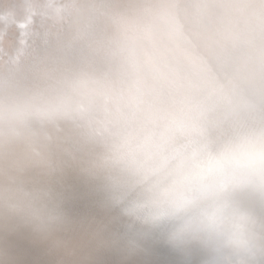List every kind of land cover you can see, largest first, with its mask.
<instances>
[{
    "label": "water",
    "instance_id": "water-1",
    "mask_svg": "<svg viewBox=\"0 0 264 264\" xmlns=\"http://www.w3.org/2000/svg\"><path fill=\"white\" fill-rule=\"evenodd\" d=\"M184 2L189 34L172 0L156 18L159 49L126 40L115 46L127 49L118 60L113 49L98 53L102 43L90 51L82 42L64 64L69 73L55 72L60 81H22L20 55L7 61L0 93L15 95L6 105L30 107L0 122V138L13 129L25 140L19 153L0 151V264H214L207 248L169 246L163 229L125 213L181 153L264 128V48L251 49L264 37V0H238V27L218 22L225 33L213 28L209 36L200 14L206 0ZM60 38L39 47L46 61L51 51L54 59L67 51ZM83 58L86 76L71 66L80 70ZM242 198L259 222L243 264H264V196ZM237 261L224 257L221 264Z\"/></svg>",
    "mask_w": 264,
    "mask_h": 264
},
{
    "label": "clouds",
    "instance_id": "clouds-1",
    "mask_svg": "<svg viewBox=\"0 0 264 264\" xmlns=\"http://www.w3.org/2000/svg\"><path fill=\"white\" fill-rule=\"evenodd\" d=\"M29 107L0 105V122L29 114ZM244 193L264 196V128L181 153L163 179L133 200L125 213L163 229L169 246L199 244L212 253L214 264L233 256L243 264L256 245L259 223Z\"/></svg>",
    "mask_w": 264,
    "mask_h": 264
},
{
    "label": "rangeland",
    "instance_id": "rangeland-1",
    "mask_svg": "<svg viewBox=\"0 0 264 264\" xmlns=\"http://www.w3.org/2000/svg\"><path fill=\"white\" fill-rule=\"evenodd\" d=\"M35 1H39V0H0V40H1V38H2V40L0 41V47H2V49L0 48V58H1V60H0V74H3V73H5L6 72V65L8 64V59L10 60L11 59V57L9 58V54H13L12 55V57L15 55V53H16V56H18L17 54H20V56H19V60L21 61V63L23 64H21V63H19V64H17L18 66H17V69H19V70H17L16 69V74H18V72H19V77L21 78V80H23V81H26V80H28V79H30V80H33V79H38V75L37 74H35V72L36 71H38L39 70V68H40V66H41V62L43 61V59H40V60H38L39 58L37 57V60L39 61H36V60H34V59H36V52L37 53H42L43 51L41 50V51H38V48L40 47V45H41V43L40 44H37V41L39 40L38 38H40L39 36V34H41V36L43 37L42 39H41V41L40 42H43L44 40L46 41H49V45H50V43H51V47H53L52 46V44L54 45V43H56L55 42V39H57V38H59L62 34H63V36L65 35V34H67L68 33V37L71 35V37H67L68 38V40H70V41H68L67 42V38L65 39V37L66 36H64V39L65 40H62V38H60L61 39V41H65L66 42V44H65V46L66 47H69V52H68V50L66 51V52H64V53H62V56H66V59H65V57H64V59H62L61 58V56H58L57 58H59L58 60H61L59 63L60 64H65V63H68V62H70L71 60H73V59H75V58H72V57H74V56H71V54H74V53H76V54H78V51H79V49H77L78 48V45L79 44H81V42H86V44H88V46H90L92 43H94L93 41L95 40V42L97 43H94V45L96 46V45H98V44H101V43H103L102 45H103V47L104 48H106L105 50L106 51H108V50H111V49H113L114 50V53H116V56H117V59L118 60H120V58H119V55L121 56V55H127L124 51L126 50V52H127V49H123V50H121V49H117L115 46H117V44H118V41H119V44L120 43H122V41L124 42V40L126 41V40H129L128 42L130 43V44H132V41H133V43H138V42H142V44L143 43H147V45L149 44V45H152L155 49H159V43L156 41V39H157V37L160 35L159 34V30H160V28L162 27L161 26V22L159 21V20H156V18L158 17V16H160L163 12H164V10H162V9H167V5L166 4H164V0H155V2H154V6L152 7V2L151 1H149V0H113V2H112V0L111 1H109V2H111V3H109L108 2V0H70L71 2H69L68 0H48V3H47V1L46 0H40V2H42V4L41 5H43L42 7L40 6V7H36L35 6V8H34V5H33V3L35 2ZM56 1V2H55ZM63 1V2H62ZM65 1V2H64ZM123 1H124V3H125V1H126V4H124L123 3ZM127 1H128V3H127ZM162 1V2H161ZM170 1H172V0H170ZM181 1H183V0H176V3H171L170 5H171V7L172 8H174L175 9V4H177L178 3V5L176 6V10H177V12H178V14L180 13L181 15H182V17L184 18V21L185 22H183L184 24H182V27H183V29H184V32L186 33V34H189V32H188V29L186 30V25H187V23H189V19H188V17H187V14L186 13H184V11H182L183 10V8H184V5L186 6L187 5V3L186 2H184V4L183 5H180L179 4V2H181ZM185 1H187V0H185ZM212 1V2H211ZM219 1V0H218ZM218 1L217 0H209V2H208V4L206 3L205 5H202V8L200 9V14L202 13L203 14V19H202V22L204 23V25H207V20L206 19H208L209 20V22H210V26H209V32L207 33V36H209L210 35V33H211V31H212V29L213 28H215L216 29V31L217 32H220L221 33V35L223 34V33H225V32H223V30L221 29V28H218V26L219 25H217V23L218 22H221V25H222V27H223V25L225 24L227 27H232V26H234L233 25V23L235 22L236 23V21H237V19L239 18V16H240V12L241 11H239V7H238V0H236V5L233 3V2H235L234 0H230V2H229V0L227 1L228 2V4H227V2H226V4H223V3H225V1L224 0H221V2L219 1V3H218ZM231 1H232V3H231ZM47 3V5L48 4H50V5H48V6H46V3ZM50 2V3H49ZM68 2V3H67ZM93 2V3H92ZM105 2V3H104ZM53 3V4H52ZM61 3V4H60ZM115 3H119V5H117V4H115ZM120 3H123L122 4V6H121V4ZM148 3V6H149V4H150V12H152V10H153V14L152 13H150L149 12V7H148V9L145 7V5ZM163 3V4H162ZM211 3V4H210ZM229 3H231L230 5H229ZM62 5V4H64L63 6H58V5ZM70 4V5H69ZM108 4V5H107ZM110 4H114V6L112 5V6H110ZM168 4V3H167ZM216 4V5H215ZM220 4V5H219ZM25 5V6H24ZM63 7V8H60V9H62L61 11L60 10H58L59 8L57 7ZM67 5V7L68 8H66L65 6ZM70 7H69V6ZM72 5V6H71ZM106 6V8L104 9V7ZM119 6V7H117V6ZM129 5H130V7H129ZM133 5V7H131ZM56 6V7H55ZM82 6H84L85 7V9H87V11L88 10H90L91 12H93V11H95L94 10V8L95 9H98L99 7H100V9H98V10H96L95 12H93L94 14H93V16L91 15L92 13L90 12V11H88V13L90 14V15H88V13H87V11L86 10H83V8L84 7H82ZM142 7V6H144L143 7V10L142 9H140V7ZM208 6V7H207ZM212 6V7H211ZM50 7L52 8V9H50ZM82 9H81V8ZM94 7V8H93ZM109 7V8H108ZM118 8L119 9V11L118 12H116L117 11V9H115V8ZM139 7V9L137 10L136 8H138ZM218 7L220 8V9H218ZM28 8V9H27ZM50 9V11H48L49 9ZM56 8V9H55ZM66 8V9H65ZM102 8H103V10H102ZM133 8V9H132ZM145 8V9H144ZM153 8V9H152ZM223 8H225V9H223ZM65 9V11L67 10V9H69V11L71 12H69L68 10V12L69 13H67V15L69 14L70 16L72 15V17L70 18V16H67L66 15V13H65V11H64V14H62L63 12V10ZM106 9H108V12H107V10ZM110 9V10H109ZM112 9V10H111ZM130 9V10H129ZM137 11H136V10ZM147 9V10H146ZM209 9V10H208ZM233 9H236L235 10V12L233 11ZM10 10V11H9ZM11 10H12V12H11ZM40 10V11H39ZM43 10H44V12H43ZM81 10H83V11H81ZM93 10V11H92ZM102 10V11H101ZM104 10H106L105 11V13L104 14H102L103 12H104ZM115 10V11H114ZM128 11V12H125L126 14H127V16H126V14L125 13H122L123 11ZM131 10H134V11H136L137 13L133 16V14L135 13L134 11L132 12ZM142 10V11H141ZM240 10H241V8H240ZM29 11H31V13L29 12ZM48 13H47V12ZM57 11V12H56ZM84 11H86L85 12V14H84ZM99 13H98V12ZM111 11H112V14H111ZM139 11H141L142 13L140 14V12ZM144 11H146V12H144ZM221 11V12H220ZM231 11H233V13L231 12ZM15 12V13H14ZM36 12V13H35ZM40 14V16H39V14ZM56 12V13H55ZM59 12H60V14H59ZM78 12V13H77ZM79 12H82V13H79ZM121 12V13H120ZM132 12V13H131ZM139 12V13H138ZM223 12H226V13H224V14H229V15H223ZM229 12H231V13H229ZM12 13H13V16H12ZM34 13V14H33ZM42 13H46L45 15L44 14H42ZM86 13H87V15H86ZM99 14L98 16L96 15V14ZM101 13V14H100ZM116 13V14H115ZM131 13V14H130ZM143 13H145V16L147 15V18H152V19H150V21L149 22H151V23H148V25H146V24H144L145 25V27L143 26V28H142V30H140V31H138L139 30V27H136V26H138L139 24H140V22H139V20H138V18H141L142 19V17L144 16V14ZM213 13V14H212ZM237 13V14H236ZM238 13H239V15H238ZM54 14H55V16H54ZM62 14V16H60ZM73 14H74V16H73ZM111 14V16H109ZM120 16H122V17H120ZM122 14V15H121ZM138 14H140L141 16L140 17H137V15ZM143 14V15H142ZM149 14H150V16H149ZM233 14H235L237 17V19H235V16L233 15ZM11 15V16H10ZM41 15H42V17H41ZM49 15V16H48ZM58 15H59V18H58ZM65 15V18L63 17ZM78 15H80L81 17H83V15H84V17L83 18H86L87 16L88 17H90V18H88L87 17V20L89 21V22H92L93 20L92 19H94V17H95V15L97 16V17H95L96 18V22H97V19L99 18L100 19V15H101V17H103V18H101L99 21L100 22H107V23H104V25H106V26H108V25H110L109 23H111V25L110 26H112L110 29L108 28V27H106L105 26V28L107 29H105V28H103L104 27V25L102 24L101 25V23H96L95 24V20H94V22H92V23H94V24H92V23H85L84 21H87V20H81L79 17H78ZM86 15V16H85ZM118 15V16H117ZM151 15H152V17H151ZM241 15H243V13H241ZM10 16V17H9ZM29 16V17H28ZM34 16V17H33ZM75 16H77V18H75ZM108 17V18H105V17ZM136 16V19H134L133 17H135ZM139 16V15H138ZM144 16V17H145ZM232 16V17H231ZM49 17H51V18H49ZM54 17L56 18V19H54ZM61 17V18H60ZM68 17V18H67ZM73 17H74V19H73ZM115 17H117V18H115ZM125 17H126V19L128 20V22H131L132 23V21H133V23L134 24H132L133 26L135 25V22L137 21V24L138 25H135V28H136V30H135V28H132V29H129L130 27H125L124 25H122V22L123 21H127V20H125ZM133 18V19H131V18ZM143 17V18H144ZM224 17H226L227 18V20L224 18ZM11 18V19H10ZM25 19V21H24V19ZM28 18H30L29 19V22L30 23H27L28 22ZM32 18V19H31ZM34 18V19H33ZM44 18V19H43ZM45 18H46V20H45ZM92 18V19H91ZM105 18V19H104ZM232 18V19H231ZM234 18V19H233ZM39 19V20H38ZM40 19H42V20H40ZM61 19H63V21L61 20ZM65 19V20H64ZM71 21H70V20ZM75 19H77V20H75ZM80 19V20H79ZM89 19H91V20H89ZM104 19V20H103ZM107 19V20H106ZM124 19V20H123ZM130 19H131V21H130ZM233 20L232 22H230L231 20ZM23 20V21H22ZM35 20V21H34ZM50 20V21H49ZM55 20V21H54ZM103 20V21H102ZM110 20V21H109ZM136 20V21H135ZM156 20V21H155ZM205 20V21H204ZM230 20V21H229ZM9 21V23H7V22ZM40 21V22H39ZM44 21L46 22L45 24H43L44 23ZM50 22V24H49V22ZM53 21V22H52ZM71 22L70 24H69V22ZM73 21H74V23H73ZM120 21H122V22H120ZM135 21V22H134ZM142 21V20H141ZM18 22H20V23H18ZM23 22V23H22ZM33 22V23H32ZM41 22H42V24H41ZM66 22V24H64ZM77 22L79 23V22H81L80 24H77ZM228 22V23H227ZM7 25H6V24ZM13 24V25H11V24ZM25 24V29H22V31L20 30L19 31V28H17V25H19V24ZM32 23V24H31ZM36 23V24H35ZM49 25H48V24ZM61 23H63V24H61ZM75 25V23H76V25H75V31L74 30H72L73 28H74V25ZM158 23H161V24H159L158 25ZM8 24H10L11 25V27L8 25ZM29 24V25H28ZM38 24V26H36ZM54 24V25H53ZM60 24V25H59ZM84 24V25H83ZM86 24V25H85ZM87 24H88V26H87ZM93 26H91V25ZM99 24V25H98ZM149 24H151V26L153 27V28H151V26L149 25ZM229 24V25H228ZM31 25V28L29 27ZM41 26V28H40V26ZM47 25V26H46ZM64 25V26H63ZM77 25H79L80 27H78ZM100 25L102 26L101 27V29H100ZM120 25V26H119ZM154 25V26H153ZM217 25V26H216ZM7 26V27H6ZM9 26V27H8ZM63 28V29H65L64 31H63V29L61 28V27ZM81 26H83V27H81ZM122 26H124V27H122ZM156 26V27H155ZM237 26V25H236ZM45 27H46V30H45ZM49 27H50V29L51 30H53V31H51L50 30V32H49ZM51 27H53V28H51ZM72 27V28H71ZM89 27V28H88ZM91 27V28H90ZM119 27V28H118ZM220 27V26H219ZM227 27H225V28H227ZM235 27V26H234ZM3 28H5L4 30H3ZM9 29V31H8V29ZM27 28V29H26ZM61 30H60V29ZM67 28V29H66ZM79 28V29H78ZM84 28H87L90 32H91V34L94 36V34H96V33H98V35L97 36H94V37H96V38H92V36H91V34H90V36H91V38H90V40H89V35H88V33H89V31H87V29H84ZM92 28H93V30H92ZM97 28H99V30L100 31H102V33H103V35H104V31L106 30V32L108 33V32H110V33H105L107 36H103V37H101V39H99V37H100V35H99V33H101ZM122 28H123V30L124 29H126V30H122ZM140 28V29H141ZM12 29V30H11ZM29 29V30H28ZM31 29V30H30ZM38 29V30H37ZM57 29H58V31H57ZM94 29H96V31L94 30ZM102 29H105V30H102ZM115 29H117V30H115ZM128 29V30H127ZM16 30H18V31H16ZM26 30H27V32H26ZM48 30V31H47ZM71 32H70V31ZM80 30V31H79ZM82 30H83V34H82ZM98 30V31H97ZM115 30V31H114ZM153 30H157L156 32L158 33V35H156V34H152V31ZM1 31H3V32H1ZM15 31V32H14ZM30 31V32H29ZM32 31V32H31ZM35 31V32H34ZM60 31V32H59ZM63 33H62V32ZM76 31H79V32H77V34H75L76 33ZM95 31V32H94ZM118 31H119V33H118ZM131 31V32H130ZM134 31V32H133ZM138 31V32H137ZM4 32H6V33H4ZM11 32V33H10ZM33 32H34V34H33ZM54 32V33H53ZM73 32V33H72ZM85 32V33H84ZM86 32H88L87 33V36H89L88 38H87V40L86 41H83L84 40V38L83 37H81V39H82V41H81V39H80V36L81 35H85L86 36ZM93 32V33H92ZM123 32V33H122ZM129 34H128V33ZM3 33V34H2ZM13 33V34H12ZM14 33H16V36H15V34ZM18 33H20L21 35H19ZM25 33H27V36H26V34ZM37 35H36V34ZM44 33V34H43ZM47 33H51V35H48ZM57 33V34H56ZM61 33V35H59ZM71 33V34H70ZM127 33V34H126ZM18 34V35H17ZM55 34V35H54ZM70 34V35H69ZM80 34V35H79ZM114 34V35H113ZM115 34H120V36L121 37H119V35H118V37H117V35H115ZM3 35H4V37H3ZM7 37H6V36ZM28 38V39H26L25 38V36ZM31 35L33 36L32 38H31ZM39 35V36H38ZM52 35L54 36V37H52ZM75 35V36H74ZM79 37V38H76L77 36ZM123 35V36H122ZM127 35V36H126ZM21 36H24V37H21ZM35 36L37 37V39L35 38ZM44 36H45V39H44ZM76 38V39H74L73 40V38L74 37ZM102 36V35H101ZM110 36V37H109ZM112 36V37H111ZM125 36V37H124ZM136 36V37H135ZM148 36V37H147ZM156 38H154V37ZM160 36H162V35H160ZM18 37L20 38V39H18ZM30 37V38H29ZM48 39H47V38ZM73 37V38H72ZM106 37V38H105ZM190 37V36H189ZM5 40H4V39ZM7 38H9V39H7ZM21 38H23V40H21ZM33 38H34V40H33ZM97 38H98V40H97ZM104 38V39H103ZM120 38H121V40H120ZM123 38V39H122ZM125 38V39H124ZM133 38V39H132ZM259 39H257L256 41H255V43L257 44V46L255 45V43H254V45H255V47H253V46H251V49H252V51H258V52H261L262 51V49L264 48V37H262V36H259L258 37ZM7 39V40H6ZM24 39H26V40H24ZM30 39V40H29ZM77 39H80V41L79 40H77ZM117 39H118V41H117ZM19 42H18V41ZM27 40H28V42H27ZM35 40H37V41H35ZM50 40H52V41H50ZM53 40H54V42H53ZM73 40V41H72ZM76 40V41H75ZM93 40V41H92ZM97 40V41H96ZM106 42H105V41ZM259 40V41H258ZM263 40V41H262ZM11 41V42H10ZM16 41V42H15ZM45 41L42 43V46L44 45V43H45ZM91 41V42H90ZM100 43H99V42ZM145 41V42H144ZM26 43V44H24V43ZM35 42V43H34ZM70 42H71V44H73L72 46L70 45ZM74 42H76V43H74ZM78 42V43H77ZM13 45H12V44ZM38 43H39V41H38ZM145 43V44H146ZM261 43V44H260ZM70 46H69V45ZM75 44H76V46H75ZM78 44V45H77ZM118 44V45H119ZM8 45H11L10 46V48L8 49ZM24 45H26L27 47H25ZM33 47H32V46ZM94 45H92V46H94ZM148 45V46H149ZM13 46H14V48H13ZM20 46H23V48L24 49H22V47H20ZM39 46V47H38ZM92 46H90V47H92ZM38 47V48H37ZM71 47V48H70ZM113 47V48H112ZM19 48V49H18ZM21 48V49H20ZM30 48V49H29ZM37 48V49H36ZM43 48V47H42ZM72 48H73V50H72ZM76 48V49H75ZM102 48V47H101ZM100 48V49H101ZM108 48H110V49H108ZM255 48V49H254ZM29 49V50H28ZM67 49V48H66ZM72 51H71V50ZM108 49V50H107ZM12 50V51H11ZM13 50L15 51V50H17V51H15L14 53H13ZM20 50V51H19ZM23 50H25V52L23 51ZM29 52H27V51ZM47 50V49H46ZM45 50V51H46ZM76 50V51H75ZM78 50V51H77ZM97 51L99 50V49H96ZM9 51H11V52H9ZM43 52L42 54L44 55V59H45V57H47V51L46 52ZM100 51V50H99ZM2 52V53H1ZM201 52H202V50H201ZM22 53H24V54H22ZM34 53H35V56H34ZM45 53V54H44ZM122 53H125V54H122ZM203 53V52H202ZM5 54V55H4ZM28 56H27V55ZM64 54V55H63ZM75 54V55H76ZM3 55V56H2ZM8 55V56H7ZM23 55V56H22ZM29 55L31 56L32 55V57L30 58L29 57ZM46 55V56H45ZM71 56V57H68V56ZM7 56V58H5ZM26 56V57H25ZM51 56V55H50ZM22 57H23V59H22ZM25 57V58H24ZM27 58V59H26ZM33 58V59H32ZM50 58V61H47V62H45L44 64L45 65H43L44 67H46L48 64H49V62H52V64L53 65H48L47 67L48 68H53V67H56L58 64L56 63V59H55V61H54V58L51 56V57H49ZM61 58V59H60ZM69 58V59H68ZM72 58V59H71ZM30 59V60H29ZM32 59V60H31ZM51 59H53L52 61H51ZM71 59V60H70ZM98 59V57H96L95 55L90 59L91 61L92 60H97ZM7 60V61H6ZM18 60V61H19ZM46 60V59H45ZM62 60L64 61L63 63H62ZM67 60H68V62H67ZM24 63H23V62ZM28 61V62H27ZM32 61H33V63H35V64H33L32 63ZM7 62V63H6ZM77 62V61H76ZM32 64L33 65V67H32V65L30 66V65H27V64ZM25 64V65H24ZM39 64V65H38ZM4 65V66H3ZM20 65H22V67L20 68ZM27 65V66H26ZM28 66L30 67V68H28ZM232 66V65H231ZM27 69V71H25V68ZM57 67H59V65L57 66ZM56 67V69L55 70H53V73L55 74V72L57 71L58 72V70H60V68L58 69ZM2 68H3V70H2ZM5 68V69H4ZM24 68V69H23ZM36 68V69H35ZM20 69H22V72H26L27 74L30 72V69H32L31 70V72L28 74V76H27V74H23L21 71H20ZM29 69V70H28ZM33 69L35 70V72L33 71ZM58 69V70H57ZM200 71H203V70H205V69H199ZM3 71H5V72H3ZM11 71H12V69H11ZM55 71V72H54ZM52 72V71H51ZM56 72V73H57ZM7 73V72H6ZM21 73V74H20ZM23 74V75H22ZM36 75H37V77H36ZM56 75V74H55ZM23 76H25V77H23ZM26 76H27V78L28 79H26ZM36 78H35V77ZM32 77V78H31ZM34 77V78H33ZM25 78V79H24ZM43 78V77H42ZM33 88H36V87H33ZM37 89V88H36ZM9 93H8V92ZM4 94H5V97H4ZM9 95V96H7V95ZM1 96V98H0V101H2V102H0V105H6V104H4V102L6 103H8L9 102V100H13L15 97H14V95L13 94H11V90L10 89H8V90H6V93H4V92H2L1 94H0ZM2 95H3V97H2ZM7 96V97H6ZM2 103V104H1ZM9 133V134H8ZM7 134H5V136H6V138L4 137V140L2 139L3 138V136H2V138H0V151H3V149H8V152H13V149H16V148H19V152H21V150L24 148V143H25V141L23 140V138L18 134V135H15L14 136V132H13V129L11 130V131H9ZM9 136V137H8ZM19 138V140H17ZM20 138H21V140H20ZM8 139V140H7ZM17 140V141H16ZM14 141L16 142V143H14ZM28 147L26 146V149H27ZM10 150V151H9ZM19 152H17V153H19Z\"/></svg>",
    "mask_w": 264,
    "mask_h": 264
},
{
    "label": "bare ground",
    "instance_id": "bare-ground-1",
    "mask_svg": "<svg viewBox=\"0 0 264 264\" xmlns=\"http://www.w3.org/2000/svg\"><path fill=\"white\" fill-rule=\"evenodd\" d=\"M46 1H47V3H48V0H46ZM68 1L71 2L70 0H68ZM109 1H111V0H108V2H109ZM149 1L152 2L151 4H152V7H153V6H154V2H155V0H149ZM213 1H214V0H213ZM217 1H218V0H217ZM219 1L221 2V0H219ZM219 1H218V3H219ZM224 1H225V0H224ZM227 1H228V0H226L225 3H223V4H226ZM234 1H235V2H233V3L236 5L238 2L236 3V0H234ZM55 2H56V1H55ZM62 2H63V1H62ZM64 2H65V1H64ZM112 2H113V0H112ZM161 2H162V1H161ZM169 2H170V0H164V4H167V3H169ZM206 2H207V4H208L209 0H206ZM211 2H212V1H211ZM229 2H230V0H229ZM45 3H46V2H45ZM47 3H46V6L50 5V4L47 5ZM49 3H50V2H49ZM67 3H68V2H67ZM92 3H93V2H92ZM104 3H105V2H104ZM109 3H111V2H109ZM123 3H124V1H123ZM123 3H120L121 6H122ZM127 3H128V1H127ZM231 3H232V1H231ZM231 3H229V5H230ZM233 3H232V4H233ZM41 4H42V2H40V0H39V1H35V2L33 3L34 8H35V6H36V7H40V6L42 7L43 5H41ZM52 4H53V3H52ZM60 4H61V3H60ZM60 4H59L58 6H63V5H64V4H62V5H60ZM115 4H117V3H115ZM124 4H126V1H125ZM162 4H163V3H162ZM210 4H211V3H210ZM227 4H228V2H227ZM232 4H231V5H232ZM69 5H70V4H69ZM69 5H68V6H69ZM107 5H108V4H107ZM107 5H106V6H107ZM112 5L114 6V4H110V6H112ZM117 5H119V3H118ZM117 5H116V6H117ZM215 5H216V4H215ZM219 5H220V4H219ZM24 6H25V5H24ZM56 6H57V5H56ZM56 6H55V7H56ZM58 6H57V7H58ZM71 6H72V5H71ZM104 6H105V5H104ZM106 6L104 7V9L106 8ZM232 6H233V5H232ZM236 6H237V5H236ZM65 7L68 8L67 5H66ZM69 7H70V6H69ZM82 7H84V6H82ZM117 7H119V6H117ZM117 7L115 8V9H117L116 12L119 11V9H118ZM129 7H130V5H129ZM131 7H133V5H132ZM139 7H140V6H139ZM139 7L136 8V9L138 10ZM143 7H144V6L140 7V9L143 10ZM145 7H146L147 9H148V7H149L148 10H149V12H150V10H151V9H150V8H151V7H150V4H149V6H148V3H147V4L145 5ZM166 7H167V6H166ZM207 7H208V6H207ZM211 7H212V6H211ZM233 7H234V6H233ZM42 8H43V7H42ZM58 8H59L58 10L61 11L62 9H60V8H63V7H58ZM66 8H65V9H66ZM80 8H81V7H80ZM93 8H94V7H93ZM108 8H109V7H108ZM133 8H134V7H133ZM133 8H132V9H133ZM220 8H221V7H220ZM220 8L218 7V9H220ZM27 9H28V8H27ZM48 9H49V8H48ZM50 9H52V8L50 7ZM50 9H49L48 11H50ZM55 9H56V8H55ZM65 9L62 11V12H63L62 14H64ZM81 9H82V8H81ZM98 9H100V7H99ZM98 9H95V8H94L95 11L98 10ZM136 9H135V10H136ZM140 9H139V10H140ZM144 9H145V8H144ZM147 9H146V10H147ZM152 9H153V8H152ZM221 9H222V8H221ZM223 9H225V8H223ZM67 10L69 11V9H67ZM67 10L65 11L66 15H67V13L70 12V11L68 12ZM83 10H86V11H87V9H85V7L83 8ZM83 10H81V11H83ZM102 10H103V8H102ZM102 10H101V11H102ZM106 10H107V12H108V9H106ZM106 10H104V12H103L102 14H104ZM109 10H110V9H109ZM111 10H112V9H111ZM129 10H130V9H129ZM137 10H136V11H137ZM142 10H141V11H142ZM208 10H209V9H208ZM235 10H236V9H233L234 12H235ZM9 11H10V10H9ZM39 11H40V10H39ZM86 11H84V14H85ZM88 11H90V10H88ZM88 11H87V13H88ZM92 11H93V10H92ZM95 11H93V12H95ZM114 11H115V10H114ZM131 11L133 12L134 10H131ZM136 11H134L135 13L133 14V16L137 13ZM141 11H139L140 14L142 13ZM233 11H231V12L233 13ZM236 11H237V10H236ZM239 11H243V10H242V9L240 10V8H239ZM11 12H12V10H11ZM29 12L31 13V11H29ZM43 12H44V10H43ZM46 12H47V11H46ZM56 12H57V11H56ZM56 12H55V13H56ZM90 12H91V11H90ZM93 12H91V13H92V14H91L92 16H93V14H94ZM97 12H98V11H97ZM125 12H128V11L126 10V11H123L122 13H125ZM132 12H131V13H132ZM139 12H138V13H139ZM144 12H146V11H144ZM220 12H221V11H220ZM231 12H229V13H231ZM14 13H15V12H14ZM35 13H36V12H35ZM37 13H38V12H37ZM47 13H48V12H47ZM70 13H71V12H70ZM77 13H78V12H77ZM79 13H82V12H79ZM87 13H86V15H87ZM98 13H99V12H98ZM98 13L96 14L97 16L99 15ZM120 13H121V12H120ZM131 13H130V14H131ZM146 13H147V12H146ZM150 13L153 14V10H152V12H150ZM224 13H226V12H223V15H226V16L229 15V14H224ZM33 14H34V13H33ZM38 14H39V13H38ZM42 14H44V13H42ZM45 14H46V13H45ZM45 14H44V15H45ZM59 14H60V12H59ZM62 14H61L60 16H62ZM100 14H101V13H100ZM105 14H106V13H105ZM111 14H112V11H111ZM111 14H110L109 16H111ZM115 14H116V13H115ZM125 14H126V13H125ZM127 14H128V13H127ZM127 14H126V16H127ZM140 14H138L139 16L137 15V17H140V16H141ZM143 14H144V16H145V13H143ZM143 14H142V15H143ZM147 14H148V13H147ZM236 14H237V13H236ZM86 15H85V16H86ZM88 15H90V14L88 13ZM96 15H95V17H97ZM118 15H119V14H118ZM118 15H117V16H118ZM121 15H122V14H121ZM233 15L235 16V19H237V18H236L237 16H236L235 14H233ZM238 15H239V13H238ZM10 16H11V15H10ZM10 16H9V17H10ZM12 16H13V13H12ZM39 16H40V14H39ZM48 16H49V15H48ZM54 16H55V14H54ZM67 16H70V15L68 14ZM73 16H74V14H73ZM79 16H80V15H78V17H79ZM119 16H120V15H119ZM144 16H143V17H144ZM149 16H150V14H149ZM240 16H241V12H240ZM28 17H29V16H28ZM33 17H34V16H33ZM41 17H42V15H41ZM63 17L65 18V15H64ZM71 17H72V15L70 16V18H71ZM83 17H84V15H83ZM83 17L80 16L79 18H80V19L82 18L81 20H83V19H84V20H87V17H88V16H87L86 18H83ZM90 17H91V16H90ZM90 17H88V18H90ZM95 17H94V19L91 18L93 21H92L91 19H89V20H91L92 22H94V20H95V24H96V23H97L101 18H103L104 16L101 17V15H100V16H99L100 19L98 18V19H97V22H96V18H95ZM120 17H122V16H120ZM143 17H142V19H141V18H138V20L140 19V20H139L140 24L138 23L139 25L137 24V21H138V20H137V21L135 20L136 22L134 21V22H135V25H138V26H136V27H139V30H138V31L142 30L143 26L145 27L144 24L147 23L146 25H148V23H151V22H149V21H150V19H152V18H147V15H146L144 18H143ZM151 17H152V15H151ZM231 17H232V16H231ZM49 18H51V17H49ZM58 18H59V15H58ZM60 18H61V17H60ZM67 18H68V17H67ZM75 18H77V16H75ZM105 18H108V17L106 16ZM105 18H104V19H105ZM115 18H117V17H115ZM122 18H123V17H122ZM130 18H131V17H130ZM133 18L136 19V16L133 17ZM133 18H131V19H133ZM224 18L227 20L226 17H224ZM10 19H11V18H10ZM23 19H24V18H23ZM29 19H30V18L27 19V20H28L27 23H30V22H29ZM31 19H32V18H31ZM33 19H34V18H33ZM43 19H44V18H43ZM54 19H56V18L54 17ZM73 19H74V17H73ZM80 19H79V20H80ZM104 19H103V20H104ZM131 19H130V21H131ZM231 19H232V18H231ZM231 19H230V20H231ZM233 19H234V18H233ZM38 20H39V19H38ZM40 20H42V19H40ZM45 20H46V18H45ZM61 20L63 21V19H61ZM64 20H65V19H64ZM69 20H70V19H69ZM75 20H77V19H75ZM103 20H102V21H103ZM106 20H107V19H106ZM123 20H124V19H123ZM125 20H127L126 17H125ZM141 20H142V21H141ZM230 20H229V21H230ZM22 21H23V20H22ZM24 21H25V19H24ZM34 21H35V20H34ZM49 21H50V20H49ZM49 21H48V22H49ZM54 21H55V20H54ZM70 21H71V20H70ZM109 21H110V20H109ZM155 21H156V20H155ZM232 21H233V20H231L230 22H232ZM0 22H1V21H0ZM6 22H7V21H6ZM39 22H40V21H39ZM52 22H53V21H52ZM68 22H69V21H68ZM84 22H85V23H86V22L88 23L89 21L87 20V21H84ZM92 22H89V23H92ZM120 22H122V21H120ZM7 23H9V21H8ZM19 23H20V22H19ZM22 23H23V22H22ZM22 23H21V24H22ZM32 23H33V22H32ZM32 23H31V24H32ZM45 23H46V22L44 21L43 24H45ZM70 23H71V22H69V24H70ZM73 23H74V21H73ZM73 23H72V24H73ZM80 23H81V22H79V23L77 22V24H80ZM98 23H101V25H102V24L104 25V23H107V22H106V21H105V22H104V21H103V22H100V21H99ZM227 23H228V22H227ZM5 24H6V23H5ZM10 24H11V23H10ZM10 24H8V25L11 27V25H13V24H11V25H10ZM21 24H20V25H21ZM35 24H36V23H35ZM41 24H42V22H41ZM47 24H48V23H47ZM49 24H50V22H49ZM49 24H48V25H49ZM61 24H63V23H61ZM64 24H66V22H65ZM92 24H94V23H92ZM109 24L111 25V23H109ZM132 24H134L133 21H132V23H131V22H128V20L122 22V25H124L125 27H130L129 29L135 28V25L133 26ZM159 24H161V23H158V25H159ZM6 25H7V24H6ZM24 25H25V24H24ZM28 25H29V24H28ZM50 25H51V24H50ZM53 25H54V24H53ZM59 25H60V24H59ZM66 25H67V24H66ZM73 25H74V24H73ZM75 25H76V23H75ZM75 25H74V28L72 29V30H74V31H75ZM80 25H81V24H80ZM83 25H84V24H83ZM85 25H86V24H85ZM90 25H91V24H90ZM96 25H97V24H96ZM98 25H99V24H98ZM101 25H100V29H101V27H102ZM110 25H108V26L104 25L103 28H105V26L108 27V28H109V27L111 28L112 26H110ZM149 25L151 26V24H149ZM228 25H229V24H228ZM233 25L236 26L237 24L234 22ZM9 26H8V27H9ZM36 26H38V24H37ZM39 26H40V25H39ZM41 26H42V25H41ZM41 26H40V28H41ZM46 26H47V25H46ZM63 26H64V25H63ZM77 26L80 27L79 25H77ZM87 26H88V24H87ZM91 26H92V25H91ZM93 26H94V25H93ZM93 26H92V27H93ZM119 26H120V25H119ZM124 26H122V27H124ZM153 26H154V25H153ZM234 26H232V27H234ZM6 27H7V26H6ZM29 27L31 28V25H30ZM42 27H43V26H42ZM60 27H61V26H60ZM81 27H83V26H81ZM141 27H142V28H141ZM155 27H156V26H155ZM236 27H238V26H236ZM17 28H18V27H17ZM43 28H44V27H43ZM51 28H53V27H51ZM61 28H62V27H61ZM63 28H64V27H63ZM63 28H62V29H63ZM71 28H72V27H71ZM88 28H89V27H88ZM90 28H91V27H90ZM110 28H109V29H110ZM118 28H119V27H118ZM140 28H141V29H140ZM0 29H1V28H0ZM4 29H5V28H3V30H4ZM7 29H8V28H7ZM24 29H25V28H24ZM26 29H27V28H26ZM41 29H42V28H41ZM59 29H60V28H59ZM66 29H67V28H66ZM78 29H79V28H78ZM84 29H87V28H84ZM97 29L99 30V28H97ZM105 29H106V28H105ZM105 29H102V30H105ZM11 30H12V29H11ZM28 30H29V29H28ZM30 30H31V29H30ZM37 30H38V29H37ZM45 30H46V27H45ZM50 30H51V29H50V27H49V32H50ZM60 30H61V29H60ZM64 30H65V29H63V31H64ZM72 30H71V31H72ZM92 30H93V28H92ZM94 30L96 31V29H94ZM98 30H97V31H98ZM106 30H107V29H106ZM106 30L104 31V35H105V36H107V35L105 34V33H107ZM115 30H117V29H115ZM115 30H114V31H115ZM122 30H123V28H122ZM124 30H126V29H124ZM124 30H123V31H124ZM127 30H128V29H127ZM135 30H136V28H135ZM8 31H9V29H8ZM16 31H18V30H16ZM21 31H22V29H21ZM47 31H48V30H47ZM51 31H53V30H51ZM57 31H58V29H57ZM69 31H70V30H69ZM71 31H70V32H71ZM79 31H80V30H79ZM79 31H76L75 34H77V32H79ZM87 31H89V30L87 29ZM90 31H91V30H90ZM90 31H89V33L86 32V36H85V35H81V36H80V39H81V37H83V38H84L83 41L87 40V38H88V37L90 36V34H91ZM95 31H94V32H95ZM99 31H100V30H99ZM138 31H137V32H138ZM156 31H157V30H153V31H152V34H156V35H158V33H157ZM1 32H3V31H1ZM14 32H15V31H14ZM18 32H19V31H18ZM26 32H27V30H26ZM29 32H30V31H29ZM31 32H32V31H31ZM34 32H35V31H34ZM34 32H33V34H34ZM59 32H60V31H59ZM61 32H62V31H61ZM64 32H65V31H64ZM100 32H101V33H99V35L101 34L102 36L100 35L99 39H101V37L104 36L103 33H102V31H100ZM130 32H131V31H130ZM133 32H134V31H133ZM4 33H6V32H4ZM10 33H11V32H10ZM27 33H28V32H27ZM27 33H25L26 36H27ZM53 33H54V32H53ZM62 33H63V32H62ZM72 33H73V32H72ZM84 33H85V32H84ZM87 33H88L89 36H87ZM92 33H93V32H92ZM108 33H110V32H108ZM108 33H107V34H108ZM118 33H119V31H118ZM122 33H123V32H122ZM127 33H128V32H127ZM127 33H126V34H127ZM2 34H3V33H2ZM12 34H13V33H12ZM14 34H15V36H16V33H14ZM18 34L21 35L20 33H18ZM18 34H17V35H18ZM35 34H36V33H35ZM43 34H44V33H43ZM47 34H48V35H51V33H47ZM56 34H57V33H56ZM70 34H71V33H70ZM70 34H69V35H70ZM82 34H83V30H82ZM128 34H129V33H128ZM36 35H37V34H36ZM39 35H40V36H39ZM39 35H38V36L40 37V38H38V39H39V40H38L39 43H38L37 40H35V41H37V44H40V43H41L40 47H43V46H42V43H43L45 40H44L43 42H40L41 39H42L43 37L41 36V34H39ZM54 35H55V34H54ZM59 35H61V33H60ZM67 35H68V33L64 35V36H66L65 39L68 37ZM79 35H80V34H79ZM97 35H98V33L94 34V36H97ZM113 35H114V34H113ZM115 35H117V34H115ZM118 35H119V37H121L120 34H118ZM118 35H117V37H118ZM5 36H6V35H5ZM24 36H25V35H24ZM24 36H21V37H24ZM26 36H25V38L28 39ZM33 36H34V35H33ZM33 36L31 35V38H32ZM61 36L64 38L63 34H62ZM74 36H75V35H74ZM74 36H73V37H74ZM76 36H77V35H76ZM91 36H92V38L94 37L92 34H91ZM91 36L89 37V40H90ZM122 36H123V35H122ZM126 36H127V35H126ZM0 37H1V36H0ZM3 37H4V35H3ZM6 37H7V36H6ZM52 37H54V36L52 35ZM69 37H71V35H70ZM69 37H68V38H69ZM73 37H72V38H73ZM107 37H108V36H107ZM109 37H110V36H109ZM111 37H112V36H111ZM124 37H125V36H124ZM135 37H136V36H135ZM147 37H148V36H147ZM153 37H154V36H153ZM4 38H5V37H4ZM4 38H3V39H4ZM29 38H30V37H29ZM35 38L37 39L36 36H35ZM46 38H47V37H46ZM59 38H60V37H59ZM68 38H67V42L71 40V39L68 40ZM76 38H79V37L77 36ZM76 38L74 37L73 40L76 39ZM94 38H96V37H94ZM94 38H93V39H94ZM105 38H106V37H105ZM154 38H155V37H154ZM7 39H9V38H7ZM7 39H6V40H7ZM18 39H20V38L18 37ZM26 39H24V40H26ZM44 39H45V36H44ZM47 39H48V38H47ZM57 39H58V38H57ZM80 39H77V40L80 41ZM103 39H104V38H103ZM122 39H123V38H122ZM124 39H125V38H124ZM132 39H133V38H132ZM257 39H259V38H257ZM257 39H256V40H257ZM1 40H2V38H1ZM1 40H0V41H1ZM4 40H5V39H4ZM21 40H23V38H21ZM29 40H30V39H29ZM33 40H34V38H33ZM62 40H63V39H62ZM73 40H72V41H73ZM97 40H98V38H97ZM97 40H96V41H97ZM120 40H121V38H120ZM17 41H18V40H17ZM50 41H52V40H50ZM75 41H76V40H75ZM81 41H82V39H81ZM92 41H93V40H92ZM104 41H105V40H104ZM117 41H118V39H117ZM124 41H125V40H124ZM128 41H129V40H128ZM258 41H259V40H258ZM262 41H263V40H262ZM10 42H11V41H10ZM15 42H16V41H15ZM18 42H19V41H18ZM27 42H28V40H27ZM48 42H49V41H48ZM53 42H54V40H53ZM90 42H91V41H90ZM93 42L96 43L95 40H94ZM98 42H99V41H98ZM105 42H106V41H105ZM122 42H123V41H122ZM144 42H145V41H144ZM23 43H24V42H23ZM34 43H35V42H34ZM74 43H76V42H74ZM77 43H78V42H77ZM81 43H82V42H81ZM94 43H92L90 46L94 45ZM99 43H100V42H99ZM132 43H133V41H132ZM141 43H142V42H141ZM145 43H146V42H145ZM11 44H12V43H11ZM13 44H14V43H13ZM13 44H12V45H13ZM24 44H26V43H24ZM65 44H66V43H65ZM96 44H97V43H96ZM102 44H103V43H102ZM118 44H119V41H118ZM118 44H117V45H118ZM120 44H121V43H120ZM260 44H261V43H260ZM26 45H27V44H26ZM26 45H24V46L27 47ZM68 45H69V44H68ZM70 45L72 46L73 44H71V42H70ZM70 45H69V46H70ZM98 45H100V44H98ZM98 45H96V46L98 47ZM146 45H147V43H146ZM148 45H149V44H148ZM253 45H254V44H253ZM255 45L257 46L256 43H255ZM255 45H254L253 47H255ZM8 46H9V47H8V49H9L11 45H8ZM31 46H32V45H31ZM50 46H51V43H50ZM52 46H53V44H52ZM66 46H67V45H66ZM66 46H65V47H66ZM73 46H74V45H73ZM73 46H72V47H73ZM75 46H76V44H75ZM79 46H80V45H79ZM96 46L94 45V47H96ZM20 47H22V49H24L23 46H20ZM32 47H33V46H32ZM38 47H39V46H38ZM38 47H37V48H38ZM99 47H100V46H99ZM101 47H102V46H101ZM0 48L2 49V47H0ZM13 48H14V46H13ZM37 48H36V49H37ZM70 48H71V47H70ZM112 48H113V47H112ZM18 49H19V48H18ZM20 49H21V48H20ZM29 49H30V48H29ZM29 49H28V50H29ZM38 49H39V48H38ZM75 49H76V48H75ZM77 49H78V48H77ZM108 49H110V48H108ZM108 49H107V50H108ZM254 49H255V48H254ZM67 50H68V52H69V47H67ZM70 50H71V49H70ZM72 50H73V48H72ZM72 50H71V51H72ZM88 50H89V49H88ZM92 50H95V49H93V47H91V48H90V51H92ZM99 50H101V51H99ZM99 50H98V53H99V54H103V55H104V52H106V50H105L104 47H102L101 49L99 48ZM121 50H123V49H121ZM11 51H12V50H11ZM11 51H9V52H11ZM15 51H17V50H15ZM15 51L13 50V53H14ZM19 51H20V50H19ZM23 51L25 52V50H23ZM26 51H27V50H26ZM38 51H41V50H38ZM42 51H43V50H42ZM44 51H45V50H44ZM44 51H43V52H44ZM75 51H76V50H75ZM77 51H78V50H77ZM123 51H124V50H123ZM27 52H28V51H27ZM43 52H42V53H43ZM45 52H46V51H45ZM124 52L126 53V50H125ZM1 53H2V52H1ZM28 53H29V52H28ZM125 53H122V54H125ZM11 54H12V53H11ZM11 54H9V55H11ZM22 54H24V53H22ZM44 54H45V53H44ZM64 54H65V53H64ZM64 54H63V55H64ZM75 54H76V53L71 54V56H74ZM4 55H5V54H4ZM12 55H13V54H12ZM15 55H16V53H15ZM19 55H20V54H19ZM26 55H27V54H26ZM39 55H40V53H37V52H36V59H34V60L38 61L39 59L37 60V57H38ZM46 55H47V54H46ZM46 55H45V56H46ZM65 55H66V54H65ZM94 55H95V54H94ZM94 55L91 54L92 57H93ZM2 56H3V55H2ZM7 56H8V55H7ZM7 56H6L5 58H7ZM22 56H23V55H22ZM27 56H28V55H27ZM34 56H35V53H34ZM51 56H52V57H55V56H56V55H55V52L51 51ZM51 56H50V57H51ZM59 56H61V58L63 57L62 59H64V57H65V59H66V56H62V54L59 55ZM67 56H68V55H67ZM0 57H1V56H0ZM17 57H18V56H17ZM20 57H21V56H20ZM25 57H26V56H25ZM25 57H24V58H25ZM29 57L31 58L32 55H31V56L29 55ZM68 57H70V56H68ZM9 58H10V56H9ZM11 58H12V56H11ZM61 58H60V59H61ZM22 59H23V57H22ZM26 59H27V58H26ZM32 59H33V58H32ZM32 59H31V60H32ZM45 59H46V57H45ZM58 59H59V58L56 59V60H57L56 63H57L58 61H59V62L61 61V60H58ZM68 59H69V58H68ZM71 59H72V58H71ZM71 59H70V60H71ZM0 60H1V58H0ZM8 60H9V59H8ZM18 60H19V59H18ZM29 60H30V59H29ZM52 60H53V59H51V61H52ZM6 61H7V60H6ZM19 61H20V60H19ZM43 61H44V57H43ZM49 61H50V60H49ZM54 61H55V59H54ZM71 61H72V60H71ZM22 62H23V61H22ZM27 62H28V61H27ZM38 62H39V61H38ZM45 62H47V61L45 60ZM52 62H53V61H52ZM52 62H49L48 65H50V64L53 65ZM59 62H58V63H59ZM63 62H64V61L62 60V63H63ZM67 62H68V60H67ZM77 62H78V61H77ZM77 62H76V63H77ZM23 63H24V62H23ZM32 63H33V61H32ZM41 63H42V62H41ZM41 63H40V64H41ZM47 63H48V62H47ZM58 63H57V64H58ZM60 63H61V62H60ZM60 63L58 64L59 67H57L58 65H57L56 67H57L58 69L61 68L62 71L66 72V73H69L70 70H69V68H68V65H64V64H60ZM21 64H22V63H21ZM33 64H35V63H33ZM22 65H23V64H22ZM22 65H20V68L22 67ZM24 65H25V64H24ZM27 65H30V64L28 63ZM27 65H26V66H27ZM31 65H32V64H31ZM31 65H30V66H31ZM43 65H45V64H43ZM48 65H47V66H48ZM87 65H88V63H87V60H86L85 58H83V60H82V64H81V68H80V70L76 67L75 64H71V66L73 67V72H74L75 74H79V71H81L85 76H86V75L88 74V72H89L88 69H87ZM3 66H4V65H3ZM6 66H7V65H6ZM17 66H18V65H17ZM17 66H16V67H17ZM47 66H46V67H47ZM32 67H33V65H32ZM24 68H25V67H24ZM24 68H23V69H24ZM28 68H30V67L28 66ZM53 68H54V67H53ZM53 68H50L49 71H48V70H44V67H41V66H40V68H39L38 71L35 72L34 69H33V71L35 72V74L38 75V78H40V79H43L42 77H44V76H45V77L48 76V77H51V78H53V79H58V80L60 81V78H59L58 76H56V75L53 73V71H52V72L50 71V70L53 69ZM4 69H5V68H4ZM35 69H36V68H35ZM58 69H57V70H58ZM2 70H3V68H2ZM15 70H16V69H15ZM17 70H19V69H17ZM28 70H29V69H28ZM31 70H32V69H30V72H31ZM54 70H55V69H54ZM20 71L22 72V69H20ZM25 71H27L26 68H25ZM58 71H59V70H58ZM3 72H5V71H3ZM30 72H29V73H30ZM54 72H55V71H54ZM56 72H57V71H56ZM22 73H23V74H27L26 72H22ZM29 73H28V74H29ZM31 73H32V72H31ZM57 73H58V72H57ZM18 74H19V72H18ZM20 74H21V73H20ZM23 74H22V75H23ZM28 74H27V76H28ZM37 75H36V77H37ZM27 76H26V79H28ZM20 77H21V76H20ZM23 77H25V76H23ZM34 77H35V76H34ZM34 77H33V78H34ZM36 77H35V78H36ZM48 77H47V78H48ZM31 78H32V77H31ZM24 79H25V78H24ZM22 81H23V80H22ZM36 88H37V87H36ZM7 92H8V91H7ZM8 93H9V92H8ZM0 94H1V93H0ZM11 94H12V92H11ZM6 95H7V94H6ZM0 96H1V95H0ZM7 96H9V95H7ZM7 96H6V97H7ZM2 97H3V95H2ZM4 97H5V94H4ZM14 97H15V95H14ZM0 98H1V97H0ZM0 102H2V101H0ZM1 104H2V103H1ZM4 104H7V102H6V103L4 102ZM6 134H7V133H6ZM8 134H9V133H8ZM8 134H7V135H8ZM7 135H6V136H7ZM6 136L4 135L3 138H4V137L6 138ZM8 137H9V136H8ZM1 138H2V137H1ZM3 138H2V139H3ZM7 140H8V139H7ZM17 140H19V138H18ZM17 140H16V141H17ZM20 140H21V138H20ZM24 141H25V140H24ZM14 143H16V142L14 141ZM13 150H15V149H13ZM9 151H10V150H9ZM13 152H14V151H13ZM18 152H19V151H18ZM8 159H11V158L9 157Z\"/></svg>",
    "mask_w": 264,
    "mask_h": 264
}]
</instances>
